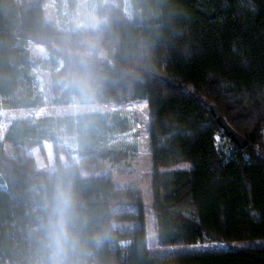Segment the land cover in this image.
<instances>
[{"label": "trees", "instance_id": "1", "mask_svg": "<svg viewBox=\"0 0 264 264\" xmlns=\"http://www.w3.org/2000/svg\"><path fill=\"white\" fill-rule=\"evenodd\" d=\"M44 2L0 0V108L144 101L156 243L264 239V0L251 7L248 0H126L128 15L119 0H91L94 27L52 23ZM28 40L46 50V98L34 87ZM211 104L247 140L243 149L223 133ZM129 125L127 109L9 123V152L0 146V264H28L33 190L63 164L56 156L52 170L39 169L26 150L55 146L62 134L81 157L118 163L126 153L107 136ZM181 161L191 167L159 170ZM65 164L75 174L83 264H264V247L151 254L139 190ZM134 218L136 228L112 224Z\"/></svg>", "mask_w": 264, "mask_h": 264}, {"label": "rangeland", "instance_id": "2", "mask_svg": "<svg viewBox=\"0 0 264 264\" xmlns=\"http://www.w3.org/2000/svg\"><path fill=\"white\" fill-rule=\"evenodd\" d=\"M91 0H74V8H70V0H45L44 16L52 23L59 26L67 24L73 20L78 27H94L98 24V17L95 14V3ZM124 13L129 14V8L126 0H119ZM27 51L34 60L33 74L35 76L34 87L37 91L45 95L47 92V69L42 68L41 62L46 58V50L42 45L36 44L30 40L26 44ZM44 106L33 109H1L0 108V146L9 152V145L3 142V135L9 123L14 119H30L35 116H64L76 115L92 111H113L127 109L129 112L130 125L124 132L112 133L108 135L109 144L124 150L126 156L124 160L118 163L100 162L94 155L80 156L75 152L74 145L69 137L57 135L56 145L50 141H44L36 147L26 150V153L33 156L39 169L50 171L54 168L55 159L57 158L63 164L69 161H76L81 167L82 175L102 176L111 175L114 184L117 186L136 187L144 202V227L147 235L149 252L154 255L179 254L188 252H199L208 250H229V249H246L251 247H264V239H244L227 242H203L190 243L182 245L162 246L156 243L154 229V213L151 205V190L153 183V168L150 158V149L148 143L149 113L144 101L124 100L119 102H104L91 105H54L45 102ZM100 163L94 167L91 164ZM187 165V166H185ZM191 164L187 161L177 162L171 166H162L159 170L164 169H189ZM118 209L136 211L135 206H121ZM138 218L115 220L112 224L118 229L136 228L140 225Z\"/></svg>", "mask_w": 264, "mask_h": 264}, {"label": "clouds", "instance_id": "3", "mask_svg": "<svg viewBox=\"0 0 264 264\" xmlns=\"http://www.w3.org/2000/svg\"><path fill=\"white\" fill-rule=\"evenodd\" d=\"M248 3L251 7L252 0ZM33 191L35 223L29 232L32 247L28 264H83V241L77 227L78 197L71 166H57ZM92 239L99 244L103 237L97 234Z\"/></svg>", "mask_w": 264, "mask_h": 264}, {"label": "water", "instance_id": "4", "mask_svg": "<svg viewBox=\"0 0 264 264\" xmlns=\"http://www.w3.org/2000/svg\"><path fill=\"white\" fill-rule=\"evenodd\" d=\"M209 109L211 111V114L215 117V121H217V124L220 126L223 133H225V135L231 142L234 143V145H236L240 149H243L247 145V140L239 133L235 132V130L226 121H224L225 119L214 104H211Z\"/></svg>", "mask_w": 264, "mask_h": 264}]
</instances>
